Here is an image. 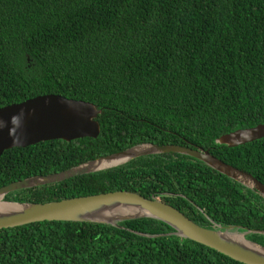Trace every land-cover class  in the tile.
Instances as JSON below:
<instances>
[{
  "label": "trees",
  "instance_id": "trees-1",
  "mask_svg": "<svg viewBox=\"0 0 264 264\" xmlns=\"http://www.w3.org/2000/svg\"><path fill=\"white\" fill-rule=\"evenodd\" d=\"M48 93L96 104L101 133L5 150L0 187L144 142L209 149L264 183V137L235 147L216 142L264 123V0H0V107ZM116 190L160 197L203 226L264 230L258 192L174 152L6 199ZM121 226L44 220L3 228L0 264H245L160 220ZM248 237L264 244L260 233Z\"/></svg>",
  "mask_w": 264,
  "mask_h": 264
},
{
  "label": "water",
  "instance_id": "water-1",
  "mask_svg": "<svg viewBox=\"0 0 264 264\" xmlns=\"http://www.w3.org/2000/svg\"><path fill=\"white\" fill-rule=\"evenodd\" d=\"M101 113L102 109L93 102L55 93L38 95L23 102L0 107V156L7 149L26 147L41 141L96 138L101 133L98 120ZM263 137L264 123H259L225 133L216 142L235 147ZM170 152L199 159L264 198V183L261 180L252 173L216 157L209 149L144 142L61 172L29 176L0 187V201L4 203L0 204V229L44 220L96 222L122 227L123 221L146 217L167 223L174 229L173 234L214 248L242 263L264 264V244L248 237L252 233L264 235L263 229L238 224L225 226L216 221L212 227L203 226L160 197L148 198L138 192L116 190L72 198H54L47 202L6 199L10 192L16 190L110 169L141 156ZM114 160V163L108 164Z\"/></svg>",
  "mask_w": 264,
  "mask_h": 264
},
{
  "label": "bare ground",
  "instance_id": "bare-ground-1",
  "mask_svg": "<svg viewBox=\"0 0 264 264\" xmlns=\"http://www.w3.org/2000/svg\"><path fill=\"white\" fill-rule=\"evenodd\" d=\"M114 162H115V160H114V161H111V162L108 163V164H112V163H114ZM104 165H105V163H104ZM0 204H4V203L0 201Z\"/></svg>",
  "mask_w": 264,
  "mask_h": 264
}]
</instances>
